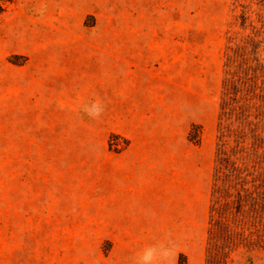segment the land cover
<instances>
[{
    "label": "rangeland",
    "instance_id": "obj_1",
    "mask_svg": "<svg viewBox=\"0 0 264 264\" xmlns=\"http://www.w3.org/2000/svg\"><path fill=\"white\" fill-rule=\"evenodd\" d=\"M0 4V264H264V0Z\"/></svg>",
    "mask_w": 264,
    "mask_h": 264
},
{
    "label": "clouds",
    "instance_id": "obj_2",
    "mask_svg": "<svg viewBox=\"0 0 264 264\" xmlns=\"http://www.w3.org/2000/svg\"><path fill=\"white\" fill-rule=\"evenodd\" d=\"M83 110L89 117L97 119L102 115L104 107L100 101H93L85 105ZM174 255L171 245L157 243L143 248L134 258L133 264H172Z\"/></svg>",
    "mask_w": 264,
    "mask_h": 264
},
{
    "label": "trees",
    "instance_id": "obj_3",
    "mask_svg": "<svg viewBox=\"0 0 264 264\" xmlns=\"http://www.w3.org/2000/svg\"><path fill=\"white\" fill-rule=\"evenodd\" d=\"M2 3H9L11 0H0ZM3 11V4H0V13ZM177 264H185V261L182 259V257L179 259Z\"/></svg>",
    "mask_w": 264,
    "mask_h": 264
}]
</instances>
